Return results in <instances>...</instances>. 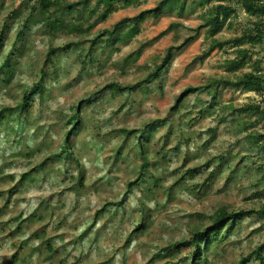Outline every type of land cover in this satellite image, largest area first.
Segmentation results:
<instances>
[{"label": "rangeland", "instance_id": "1", "mask_svg": "<svg viewBox=\"0 0 264 264\" xmlns=\"http://www.w3.org/2000/svg\"><path fill=\"white\" fill-rule=\"evenodd\" d=\"M35 2L0 0V32L6 27L0 68L7 65L0 72V111L13 112L7 119L0 116V264H190L193 244L165 248L192 238L196 226L210 225L219 208L249 210L264 203L257 173L264 171L263 151L220 108L260 102L261 96L222 87L217 107L209 106L208 91H199L171 110L189 85L255 71L251 62L257 60L264 72V40L243 45L251 50L250 63L228 71L226 61L238 56V47L230 41L201 59L208 48L201 28L160 77L137 90L113 93L106 88L111 82L141 81L169 45L194 34L211 4L182 16H149L131 41L118 42L116 36L107 41L106 33L92 46L98 30L133 18L159 0L121 6L89 36L35 25L19 40L17 31ZM234 6L232 27L220 31L219 39L243 35L251 26L246 9ZM172 22L179 23V31L162 34ZM42 68L47 73L41 93L22 110L23 94L39 81ZM78 107L80 125L64 151L68 122ZM252 117L256 124L249 131L264 129V117ZM210 127L213 135L207 133ZM214 156L224 159L206 166ZM145 160L149 168L130 189ZM197 166L201 173L189 178L188 169ZM263 224L258 214L241 217L222 232L221 242L203 252L199 264H240L244 256L246 264H260L253 251L264 241Z\"/></svg>", "mask_w": 264, "mask_h": 264}, {"label": "trees", "instance_id": "2", "mask_svg": "<svg viewBox=\"0 0 264 264\" xmlns=\"http://www.w3.org/2000/svg\"><path fill=\"white\" fill-rule=\"evenodd\" d=\"M213 0H159L155 7L147 8L142 10L138 15L133 18H125L117 25L100 29L97 31V36L92 41V46L95 45L97 40L107 33L106 40L111 41L114 36L118 42H129L135 38L141 30L142 23L149 17L155 16L159 17L165 12H175L179 16L195 11L198 7H204L211 4ZM240 3L242 7L246 9L248 14L253 18L251 20V26L244 31L243 35L219 39L217 34L225 28L232 27V17L237 15V10L235 4ZM141 4V0H36L34 4L28 5L27 17L23 20L22 26L17 31V38L23 40L25 33L31 30L35 25H42L47 32L52 33H74L79 36H89L94 34L93 31L97 24L102 21H106L111 14L118 11L121 6L129 7L131 5ZM85 14V15H84ZM228 25V26H226ZM201 28H204L203 39L208 42V48L204 51L201 59L209 56L213 50L216 48L224 47L228 42L232 41V45L238 47V56L226 61V68L228 71L239 70L251 60V50L243 48L242 46L250 43L253 46L261 44L264 40V0H237L232 2V0H215L211 7L206 9L203 21L197 27V31L194 34H187L182 41L179 43L169 45L163 55L160 56V61L156 62L155 67L150 71V73L141 81L130 84L123 85L120 82H111L106 88H110L114 92H123L125 90H137L141 87L143 83H149L152 78L160 77L162 73L172 64L176 55L182 52L186 47H188L192 42H194L199 35ZM6 27L0 32V49L5 41V31ZM175 29L176 32L179 31V23L172 22L167 29H165L162 34ZM178 35V33H176ZM177 41L179 37H177ZM69 46V45H68ZM93 51L91 47L86 55H90ZM140 52L135 55L138 58ZM249 57V60L247 59ZM248 60V61H247ZM54 63V61H53ZM250 63V61H249ZM251 64L255 65V71L245 72L239 76L227 77L224 75L210 77L207 82L202 85H189L175 98L174 105L171 110L174 111L181 106L187 96L194 94L196 92L208 91L211 95V99L208 101L210 107L219 106L220 102L217 101L219 90L222 87H231L235 89H242L245 91H253L261 96L260 102H249L244 103L241 106L236 107L233 104L220 105L221 109L228 110L230 116H233V121L238 124L239 132H246L244 138L247 141L253 142L255 145L259 146L261 151H263L264 156V129L255 131H249V128L255 126L256 121L253 120L252 116L264 117V72L262 67H260V61H253ZM7 67L4 64L0 68V72L4 71ZM41 76L36 84L31 85L23 94V99L21 102V109L28 108L35 97L40 94V87L45 82L46 68L41 69ZM11 75V74H10ZM9 79H4L9 81ZM199 101L203 100L199 97ZM6 109L0 111V116L2 119H7L13 116L12 111H8L6 114ZM202 111H199V114ZM252 115V116H251ZM80 111L79 107L73 113L70 121V128L65 133V142L63 144L64 151L70 147V139L74 130L80 125ZM222 118H227V115H222ZM264 128V127H263ZM207 133L213 135L215 129L210 127L207 128ZM139 145L141 149V155L147 158L149 152H147L145 144L142 141L140 135ZM210 140L206 141L203 145L208 147ZM179 148V146H176ZM159 153L160 151L157 150ZM71 154V153H70ZM236 156V154H235ZM222 160L224 157H213L206 166H210L212 162L216 160ZM242 163L237 162L236 165H241ZM150 164L148 160L142 163V170L140 176L135 180L129 182V188L131 189L144 177V170L149 168ZM264 167V164L262 165ZM216 170H213L215 174ZM201 173V167H190L187 171L189 178H194ZM260 174V182L264 183V171L261 169L257 170ZM26 176V175H25ZM81 179L80 182H82ZM258 214L261 219H264V203L259 205L257 208L244 209L235 208L232 210L226 209L225 207L219 208V210L214 214H211V224L205 227L196 226L194 229V234L192 238L184 241H180L176 244L170 245L165 248L166 250L170 248H180L181 246H186L189 244L194 245L192 250V261L190 264H199L203 252L212 245L213 242H221V234L223 231L229 229L234 222L245 215ZM261 229H264V224L261 225ZM50 244V243H49ZM259 260L260 264H264V241L253 251ZM17 254L13 256L14 259L17 258ZM247 257L244 256L240 259V264L247 263Z\"/></svg>", "mask_w": 264, "mask_h": 264}]
</instances>
